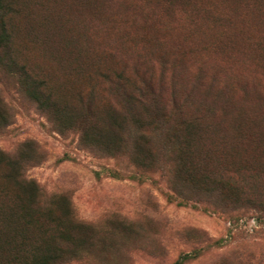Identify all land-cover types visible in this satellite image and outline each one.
<instances>
[{"label":"rangeland","instance_id":"374dc122","mask_svg":"<svg viewBox=\"0 0 264 264\" xmlns=\"http://www.w3.org/2000/svg\"><path fill=\"white\" fill-rule=\"evenodd\" d=\"M3 26L0 151L32 156L26 177L46 198L68 194L99 231L65 264H264L260 213L244 202L222 212L167 181L182 141L158 117L200 118L193 145L210 170L264 168V0H1ZM23 70L51 107L27 96ZM139 94L144 107L129 98Z\"/></svg>","mask_w":264,"mask_h":264},{"label":"trees","instance_id":"16d2710c","mask_svg":"<svg viewBox=\"0 0 264 264\" xmlns=\"http://www.w3.org/2000/svg\"><path fill=\"white\" fill-rule=\"evenodd\" d=\"M9 38L3 26L0 45L5 53L9 48ZM23 74L26 84L30 85L26 90L27 96L42 110L51 107L53 97L50 90L28 72L23 70ZM138 96L129 98L141 107L146 106L144 95ZM143 112L146 113L145 110ZM159 113L156 108L155 114ZM140 115L143 124L146 119H143L142 113ZM7 117L1 110L0 121L4 123ZM158 117L173 123L167 130V137L182 141L177 148L178 154L165 162L167 181L175 191L195 201L209 197L212 201H207L222 212H227L235 203L244 202L260 213L258 219L264 218V168L210 170L193 145L191 129L195 128V122L200 118L188 117L181 109L170 115L165 108ZM145 124L151 125L148 122ZM79 127L81 140L90 142L88 129ZM90 129L102 135L107 148L115 143L114 136L97 124ZM154 129L138 128L135 131L137 139L142 138L146 142L147 138H152ZM31 157L17 158L0 151V264H65L93 247L99 231L95 230L94 223L77 217L68 194H52L46 198L42 187L34 179L26 177L24 167L35 161ZM111 221L120 220L114 217ZM123 222L129 224L125 218Z\"/></svg>","mask_w":264,"mask_h":264}]
</instances>
